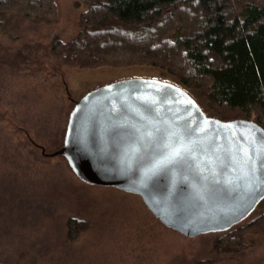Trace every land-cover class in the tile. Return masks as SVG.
Segmentation results:
<instances>
[{"label": "rangeland", "instance_id": "374dc122", "mask_svg": "<svg viewBox=\"0 0 264 264\" xmlns=\"http://www.w3.org/2000/svg\"><path fill=\"white\" fill-rule=\"evenodd\" d=\"M55 2L54 22L0 20V264H264V230L244 233L237 251L217 252L214 234L186 237L153 216L138 194L87 184L64 158L46 155L62 145L73 101L87 91L130 77L174 81L147 66L54 69L50 41L74 36L88 7ZM263 209L264 199L245 222ZM69 217L88 225L74 240L66 235Z\"/></svg>", "mask_w": 264, "mask_h": 264}, {"label": "water", "instance_id": "95a60500", "mask_svg": "<svg viewBox=\"0 0 264 264\" xmlns=\"http://www.w3.org/2000/svg\"><path fill=\"white\" fill-rule=\"evenodd\" d=\"M46 155H62L87 184L138 194L186 237L227 229L264 197V127L209 116L184 88L158 78L87 91L73 101L62 145Z\"/></svg>", "mask_w": 264, "mask_h": 264}, {"label": "trees", "instance_id": "16d2710c", "mask_svg": "<svg viewBox=\"0 0 264 264\" xmlns=\"http://www.w3.org/2000/svg\"><path fill=\"white\" fill-rule=\"evenodd\" d=\"M83 1L88 7L78 15L74 36L50 41L54 69L157 68L207 115L252 119L264 127V0ZM11 15L50 23L57 20V5L55 0H0V20ZM247 217L202 234H214L217 252L237 251L244 233L264 230V209L245 222ZM87 228L76 217L66 221L69 240ZM212 262L205 258L196 264Z\"/></svg>", "mask_w": 264, "mask_h": 264}, {"label": "snow or ice", "instance_id": "6c2138e0", "mask_svg": "<svg viewBox=\"0 0 264 264\" xmlns=\"http://www.w3.org/2000/svg\"><path fill=\"white\" fill-rule=\"evenodd\" d=\"M179 155H180V153H179L178 151L172 153V157H173V158H175V157H177V156H179Z\"/></svg>", "mask_w": 264, "mask_h": 264}]
</instances>
